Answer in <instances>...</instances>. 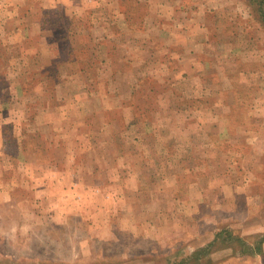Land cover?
Returning <instances> with one entry per match:
<instances>
[{
	"label": "rangeland",
	"instance_id": "374dc122",
	"mask_svg": "<svg viewBox=\"0 0 264 264\" xmlns=\"http://www.w3.org/2000/svg\"><path fill=\"white\" fill-rule=\"evenodd\" d=\"M57 2H0V264H264V0Z\"/></svg>",
	"mask_w": 264,
	"mask_h": 264
},
{
	"label": "crops",
	"instance_id": "0c3cea01",
	"mask_svg": "<svg viewBox=\"0 0 264 264\" xmlns=\"http://www.w3.org/2000/svg\"><path fill=\"white\" fill-rule=\"evenodd\" d=\"M8 1H10V0H0V2H5V3ZM13 1H15V0H13ZM50 1H54V2L58 3L57 0H50ZM19 2L21 3L20 5H23L24 8L27 4H29V5L32 4V6L30 5V8H28L26 10L27 15L26 14L23 16L22 15L20 16L18 14H14V15L12 14L13 16L8 15V19H6L4 21L5 25L6 24L9 25V24L13 23V20L18 22L19 25H21L23 23L31 22L34 19V17L36 16L35 12L36 11L39 12L38 5H36L35 3H38V4L40 3V10L42 11V13L49 11V9L51 7V6H49V7L45 6V0H19ZM8 25H7V27H8ZM21 28L22 27L20 26L19 29L15 30L14 33H12V34H14V35H20L22 33L24 34V31ZM45 44H43V45H45ZM56 59L57 58H53V60L51 61V64L49 66H51L52 64L55 65V62L57 61ZM47 67L48 66H43V68L41 70H43Z\"/></svg>",
	"mask_w": 264,
	"mask_h": 264
}]
</instances>
